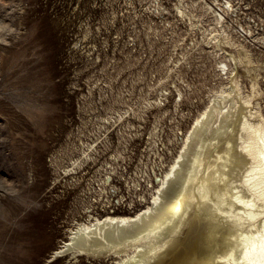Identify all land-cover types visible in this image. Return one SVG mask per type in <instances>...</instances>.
<instances>
[{"label":"rangeland","instance_id":"374dc122","mask_svg":"<svg viewBox=\"0 0 264 264\" xmlns=\"http://www.w3.org/2000/svg\"><path fill=\"white\" fill-rule=\"evenodd\" d=\"M235 70L264 114V0H0V264H114L51 255L77 223L152 200L192 122ZM138 129L140 148L126 157L121 140ZM161 139L170 160L147 200L129 191L130 206L90 217L88 182L112 167L127 185L120 171L138 176L145 160L151 169L148 145ZM211 228L224 241L221 226Z\"/></svg>","mask_w":264,"mask_h":264},{"label":"bare ground","instance_id":"6f19581e","mask_svg":"<svg viewBox=\"0 0 264 264\" xmlns=\"http://www.w3.org/2000/svg\"><path fill=\"white\" fill-rule=\"evenodd\" d=\"M232 72L192 122L152 200L70 227L51 259L222 264L223 256L224 264H264V114ZM258 84L254 76L253 95ZM213 224L224 230L220 244Z\"/></svg>","mask_w":264,"mask_h":264},{"label":"built area","instance_id":"2783aa9c","mask_svg":"<svg viewBox=\"0 0 264 264\" xmlns=\"http://www.w3.org/2000/svg\"><path fill=\"white\" fill-rule=\"evenodd\" d=\"M138 130L140 131V134L138 136L133 135L131 137H128L130 135H127L124 137V139L121 140V145L124 148L127 147L128 149L127 152L125 153L126 157L127 156L130 157V155L133 152L131 150L132 149L131 146H138L140 148L138 141L140 139V136L143 135L145 130L144 129H138ZM148 133L150 134V132ZM84 135L85 134L83 133V136ZM183 137L184 135L182 132H180L179 135H177V138H179V140L181 139L182 141H183ZM108 138L112 142V137L110 136ZM150 139L153 141L152 137ZM154 142L157 143L158 141L154 139ZM160 142L161 143H159V146H154L153 148H152V143L151 145L150 144L148 145L149 149L147 150V152L149 153L150 151H153V154L156 155V159H154L153 166L151 167V169L143 168V165L147 164V160H145L144 164L140 165L139 170L142 173L139 172L138 176H137L138 173H136L135 176L128 175V173H124V171L125 172L127 171L126 166H124V171L122 170L120 171L122 175V176L120 175V178L124 179L123 182H128L127 185L124 186L116 183V181L118 180L115 179L116 177L114 175V168L112 167L111 170L108 173H106L103 178L101 177L99 180L97 179L94 182H88V184L84 188L82 199L84 201H87L88 203L87 207L85 208V211L89 213L90 217L93 216L96 217L98 215H101L102 213H108V212L114 213L118 209L123 208V206L124 207L130 206V201L126 200L127 199L126 197L130 194L129 191H132L136 195L138 194L136 196L137 197L136 201L140 199L142 202H145L147 200V198L153 193L155 186L159 185L158 179L164 176L167 168V162L170 160V156L166 157L165 155L166 152L164 148L165 144L162 147L163 142H165L164 139H161ZM109 149H111L110 146ZM99 151L101 152L103 150H99ZM136 151H140V150L138 149ZM139 153H140L139 159H143V155H146L142 151H140ZM161 156L162 158H160ZM142 168L143 170H141ZM75 172L78 173L79 176L80 175L83 176L85 175L86 170H84L83 173L81 174L79 170L78 171L75 170ZM72 176L74 177L71 179L72 181L79 180V182H81L80 178H77L76 177L77 175H75V173ZM129 178L133 179L132 183H130V180H128ZM131 199L135 201V198L134 199L131 198Z\"/></svg>","mask_w":264,"mask_h":264}]
</instances>
